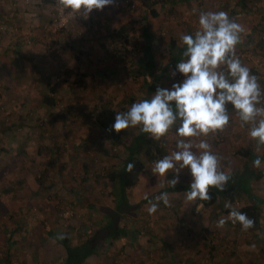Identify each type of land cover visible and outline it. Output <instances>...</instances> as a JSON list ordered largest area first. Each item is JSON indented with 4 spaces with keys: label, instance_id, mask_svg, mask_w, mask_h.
I'll use <instances>...</instances> for the list:
<instances>
[{
    "label": "rangeland",
    "instance_id": "1",
    "mask_svg": "<svg viewBox=\"0 0 264 264\" xmlns=\"http://www.w3.org/2000/svg\"><path fill=\"white\" fill-rule=\"evenodd\" d=\"M219 1V9L214 12L225 11L230 2ZM142 3L143 0H115L114 5L106 6L102 11L93 10L87 19L82 11L75 12L61 26L53 20L57 8L64 9L60 0H15L13 4L17 9H29L31 15L25 20L23 17L7 20L10 30L5 32L24 34L31 40L23 46L19 44V51L36 62L37 71L35 66L31 68V63L24 60L22 73L15 77L14 82L9 83L7 71L4 78H0V186L6 179L15 180L13 173L8 171L12 168L8 163L12 156L4 151L10 142L2 137H21L26 146L25 152L21 149V153L13 157L15 163L20 160L19 165L12 168L13 172L25 168L30 172L27 176L35 180L40 177L37 175L38 165L52 159L57 165V175H47V179L52 181L47 185L32 189L34 183L30 185L27 180L20 187L9 183L8 190L0 189V251L7 247L10 259L17 264L39 261L51 264V255L64 252L57 236H66L68 242L76 243L94 226L89 222L98 216L96 213V217L92 213L88 215L87 205H94L95 197L102 195L104 176L106 171L116 168L117 157L114 156L116 147H110L106 139L99 137V129L91 124L87 114H97L112 125L115 119L110 111L126 101L131 85H137L124 72L125 61L122 58L128 53L124 46L141 37L140 25L147 23L149 15L144 13L137 19V28H130V24L135 22L133 15L138 16L142 11ZM177 9L181 8L177 6ZM252 9L255 11L249 14L229 16L243 28L251 30L248 37L253 35L245 47L241 51L236 50L230 58L239 57L245 66L264 76V14L256 11L255 7ZM201 12L203 10L197 14L189 13L182 9L175 14L176 24L188 23L191 28H197ZM37 14L43 20L42 27L38 24ZM166 18L162 13L153 21L157 22L159 35L167 37L172 31L167 28ZM123 19L128 21V25L122 31L121 39L118 33L115 39L111 38L108 32L113 31L118 21ZM133 50L135 47L129 48V51ZM218 69L225 76L229 73L226 63ZM25 71L28 74L25 75ZM178 72L173 68L175 75L171 73V84L184 78L179 77ZM49 84L53 87L48 88ZM260 87L259 103H263L261 107L256 104V107L264 108V84ZM9 88L13 92L9 93ZM45 89L51 90L55 99L50 107L44 106L40 100L41 91ZM65 207L73 208V215L63 217L60 211ZM12 225L16 228L10 231L11 242L8 244L2 229L7 230L9 226L11 229ZM32 253L37 254L35 261L26 256ZM107 262L118 264V254L112 253Z\"/></svg>",
    "mask_w": 264,
    "mask_h": 264
},
{
    "label": "crops",
    "instance_id": "2",
    "mask_svg": "<svg viewBox=\"0 0 264 264\" xmlns=\"http://www.w3.org/2000/svg\"><path fill=\"white\" fill-rule=\"evenodd\" d=\"M14 3L15 0L12 2L10 0H0V21H2L0 26L3 27L0 28V78L1 76L4 78L3 74L7 71L10 76L9 83L14 82L15 77L22 73L24 60L31 63V68L34 66L36 68V62L27 57V54L19 51V44L23 46L27 40H31L24 34L18 35V33L5 32V30H10V22L7 20L21 17L25 20L31 15L29 9H17L16 6H13ZM219 3V0H158V2L143 0L140 15H133L135 22L130 24V28L131 26L137 28V19L139 20L144 13H147L149 15L147 23L141 24L139 29L142 36L138 37L132 44L123 45L128 51L127 54H124L125 57L122 58L125 61L123 63L124 72L129 75L128 77L132 81L137 82V85H131L130 92L127 93L141 94L151 99L157 87L171 90L173 85L171 84L173 63L175 61L179 63L181 60L187 59L183 56V52L178 53L179 47L183 45L180 37L184 34L194 37L195 33L201 30L199 24L196 25L197 28H191L188 23L177 25L175 14L182 11V9L185 12L196 14L201 10L203 12L208 10L214 12L215 9H219ZM150 6L158 9L157 15L164 13L168 17L166 18V21H168L167 28L172 32L167 37L159 35L157 22L153 21L157 15L152 16L149 13ZM177 6L181 9L176 10ZM244 7H237L234 0H230L225 12L233 8L232 11H237V14H249L255 11L252 9V7H255L256 11H261L260 13L264 14V0H246V6ZM247 8L248 10H246ZM11 14L13 16L10 17ZM136 14H139V12ZM36 18H38L39 26L42 27L44 23L39 14ZM127 25L128 21L126 19L118 21L116 27H118L119 39H121L120 35L127 28ZM243 29L242 38L247 44L249 37L253 38V35L248 37L247 34H250L251 30L249 28ZM170 37L175 39L173 46H170ZM131 47H135V50L129 51ZM143 59L148 63L151 61L150 65L156 67L155 71L152 73L143 71L138 66V63H141ZM35 70L37 71V68ZM10 72L14 75L12 76ZM250 72L257 77L259 84L261 82L264 84L262 73L252 68H250ZM26 74L28 73L25 71ZM228 75L229 73H226V78L234 82L235 78ZM151 76L155 77L156 80L154 81L155 78ZM178 82L181 81H175V83ZM11 92H13V89L9 93ZM262 103L263 101H260L257 104L261 107ZM227 114L229 122L223 129L210 131L207 134L200 133L191 137H182L178 134L177 130L181 126L182 120L177 118L168 132L161 138L160 158L147 161L139 171L133 184L126 188V196L130 202L140 201L144 197H147V199L138 208L123 214L121 223L124 233L119 234L110 243H103L102 246H99L89 256L86 264H109L107 257H111L112 253L113 255L118 254V264H264V163H261L260 167L254 168L253 176L246 183V187L254 194L253 199L248 198L247 194L241 189L238 196L233 200L217 193L207 205L202 204L200 201L196 202L195 199L189 200L187 194L191 190L182 188L164 189L173 186V180L178 181L175 184L178 186L192 182L190 167L182 166L181 161H174L175 167L163 175L153 171L156 161L165 156H171L175 152L183 151L182 148L178 147L180 141L190 143L192 145L190 150L196 156H200L205 151L199 147L201 142L207 143L209 141L210 143H207L210 144L209 150L219 158L218 171L224 173L239 172L243 168L244 158L234 152L238 146L251 147V156L253 158L259 157L261 161H264V144L257 139H253L250 135L252 128L259 126V122L264 119V115H257L253 120L244 122L241 120L238 111L229 110ZM212 137L216 138L214 139L216 141L212 140ZM20 138L2 137L3 140L10 142L7 143L4 151L12 156L8 160L12 168L19 165L20 162L19 159L16 163L14 160L12 161L15 154L21 153V149L24 152L26 150V146ZM38 167L37 175L40 177L35 180L27 176L30 172L25 168L15 170L16 172H13L12 168L9 169L8 171L13 173L15 180L6 179L4 183L2 182L1 191L8 190L9 183H14V187H20L27 180L30 181V185L34 183L32 189L51 183L52 181L47 179V175H57L56 161L52 159V161H46ZM104 179L106 181H104V184L102 183L104 186L102 195L95 197L94 205H87L88 215L92 213L96 217V213L98 216L93 222H89L94 225L91 227L92 229L103 220V214L113 207L114 197L117 193L116 183L107 180L105 176ZM45 180H48L47 183H44ZM94 182L92 181V184ZM163 194H167V204L163 199H158ZM4 202V200H1L2 204H5ZM250 203L255 207L254 214L251 213L254 226L245 230L239 222H233L229 217V213L233 209L238 210L240 206ZM152 204L157 206V210L154 213H149L148 209ZM226 205L228 206L226 207ZM250 211L252 212L251 209ZM247 216L251 218V216ZM221 218L225 219L223 226L218 224ZM15 228L14 226L10 229L9 226L7 230L4 227L2 229L6 239H8V244L11 242L9 239L10 231H14ZM6 248L0 251L1 264L3 263V257L7 256L10 259ZM42 254L44 255L43 252ZM35 255L37 256V254L32 253L26 256L28 259L35 261L38 258ZM56 255L63 256L64 252ZM56 255L53 254L50 258L52 259ZM35 264L42 263L39 261Z\"/></svg>",
    "mask_w": 264,
    "mask_h": 264
},
{
    "label": "clouds",
    "instance_id": "3",
    "mask_svg": "<svg viewBox=\"0 0 264 264\" xmlns=\"http://www.w3.org/2000/svg\"><path fill=\"white\" fill-rule=\"evenodd\" d=\"M60 4L73 13L82 11L87 19L93 10L102 11L106 6L114 5L115 0H60ZM199 24L201 31H197L194 37L188 34L180 37L186 45L183 56L187 59L181 60L176 68L184 79L173 83L171 90L157 87L151 99L134 102L127 111L117 112L109 131L119 133L139 125L142 132L149 133L158 140L168 132L177 118H181L182 123L177 130L180 136L207 134L221 130L228 124L229 116L225 105L229 102L238 110L244 122L253 120L257 115H264V108L256 107L261 96L257 77L251 74L239 57L228 58L229 53L235 55V47L240 42L243 27L225 11L201 12ZM224 63L227 64L229 74L235 78L234 82H230L223 72L216 71ZM171 102H175V114ZM250 135L264 144V119L260 120L259 126L252 128ZM178 147L183 151L156 161L153 171L163 175L175 167L174 161H181L182 166L190 167L193 179L191 191L187 194L189 200L197 197L210 200V187L224 190L230 174L218 171L219 158L209 150V144L201 142L199 147L205 151L200 156L190 150V143L180 141ZM253 164L260 167V158L257 157ZM133 167V163H128L127 171L131 172ZM177 182L173 180V186ZM158 199L168 203L167 194ZM156 210L155 204L148 209L149 213ZM229 217L234 223L239 222L245 230L254 226V220L239 210L233 209ZM224 223L223 218L218 222L219 226Z\"/></svg>",
    "mask_w": 264,
    "mask_h": 264
},
{
    "label": "trees",
    "instance_id": "4",
    "mask_svg": "<svg viewBox=\"0 0 264 264\" xmlns=\"http://www.w3.org/2000/svg\"><path fill=\"white\" fill-rule=\"evenodd\" d=\"M153 1L158 2V0ZM234 4L237 7L242 8L246 6V0H234ZM232 10L233 8H230L227 11L229 16L237 13V11L234 12ZM246 10H248V8ZM149 13L152 16H156L158 14V9L150 6ZM117 33L118 27H114L113 31H109L108 35L111 38L115 39L117 37ZM242 36L243 33L241 32L239 36L240 42L236 45L235 51H241V49L246 45ZM174 42L175 39L170 37V46H173ZM185 50L186 45L183 44L179 47L178 53L184 52ZM231 54L232 53L228 54V58H230ZM150 64L151 61L148 63V61L143 59L141 63H138V66L142 68L143 71L152 73L153 71H155L156 67L154 68L153 65ZM177 64L178 62L176 63V61L173 63L174 69H177ZM155 80L156 78L154 79V81ZM261 84L263 83L261 82L260 85ZM49 85L50 86L48 88L53 87L51 84ZM142 99L148 98L141 94L136 95L135 93H130L126 96V101L122 105H120L117 109L110 111V115L115 119L117 112L127 111L132 103L138 102ZM40 100L41 103L46 107H50L55 102L54 96L49 89L41 91ZM171 104L175 114V102H172ZM225 107L227 111H238L231 105L230 102L226 103ZM83 112L86 113V109H84ZM87 116L90 117L92 121L91 124L99 129V137L106 139L110 147H116V152L114 154V156L117 157L116 168L106 171L105 177L107 180H112L116 183L117 193L114 197L115 201L113 207L103 214V220L97 223L93 229L88 231V233H85L84 237L80 241L71 243L68 242L66 236L56 237L58 242H60L64 248V255L54 256L51 259V264H86L89 256L93 254L99 246H102L103 243H110L115 237H118L119 234L124 233V229L122 228L121 223L123 214L125 212L138 208L141 203L147 199V197H144L140 201L130 202L126 196V188L133 184L139 171L145 166L147 161L151 159H158L161 156V138L157 140L154 139L151 134L142 132L141 126L138 125L135 127H129L128 129L122 130L121 132L117 133L114 130L109 131L111 125L105 120L100 119L97 114H87ZM234 152L244 158L243 168L239 172L226 173L230 174V179L224 186L223 191L216 187H210L209 195L211 196V199L201 200L199 197H197L195 199L196 202L200 201L202 204L207 205L211 202L212 198L217 193L222 194L229 200H233L238 196L241 189L245 194H247L248 198H254V194L248 189V187H246V183H248L249 179L251 178V176H253V173L255 171L253 161L256 158H253L251 156L252 148L238 146L235 148ZM128 163L134 164L131 172L127 171ZM190 184L191 183L185 185L181 184L179 186L175 185L171 187H165L164 189L182 188L191 190ZM250 209L252 210V212L250 211ZM238 210L251 216V213L254 214L255 207L252 205V203H250L240 206ZM251 218L253 219V216H251ZM2 264L16 263H13L6 256L5 258L3 257Z\"/></svg>",
    "mask_w": 264,
    "mask_h": 264
},
{
    "label": "built area",
    "instance_id": "5",
    "mask_svg": "<svg viewBox=\"0 0 264 264\" xmlns=\"http://www.w3.org/2000/svg\"><path fill=\"white\" fill-rule=\"evenodd\" d=\"M74 13L70 10V9H62L61 7L57 8L56 11V16L54 17V21L58 24V25H64L65 22L68 21V19H70V17L73 15ZM0 28H3L0 26ZM216 71H219V69L217 68ZM177 75L179 77H183V74L181 73H177ZM61 215L63 217H70L71 215H73L74 210L71 207H65L64 209H62L60 211ZM253 264V263H252Z\"/></svg>",
    "mask_w": 264,
    "mask_h": 264
}]
</instances>
